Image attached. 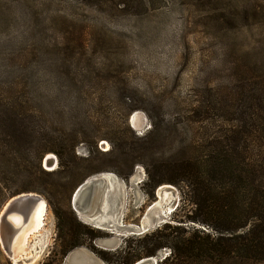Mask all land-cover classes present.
<instances>
[{"label": "rangeland", "instance_id": "obj_1", "mask_svg": "<svg viewBox=\"0 0 264 264\" xmlns=\"http://www.w3.org/2000/svg\"><path fill=\"white\" fill-rule=\"evenodd\" d=\"M0 10L8 27L1 19L0 44L4 29L8 47L3 84L9 90L25 76L42 139L69 149L44 157L56 158L55 167L42 165L58 175L43 177L45 240L33 251L30 233L17 254L32 259L25 264H44L59 251L54 205L72 207L75 190L101 173L116 176L105 206L121 195L120 224L147 222L150 231L163 225L189 196L181 183L155 188L149 161L205 158L208 143L224 139L232 125L252 126L264 105V0H0ZM133 115L143 128L133 126ZM2 124L9 130L8 119ZM117 136L132 143L130 157L114 150ZM17 148L16 155H26ZM24 180L17 175L10 183ZM166 186L174 195L162 202ZM130 236L118 237V248ZM0 255L12 264L1 243Z\"/></svg>", "mask_w": 264, "mask_h": 264}, {"label": "trees", "instance_id": "obj_2", "mask_svg": "<svg viewBox=\"0 0 264 264\" xmlns=\"http://www.w3.org/2000/svg\"><path fill=\"white\" fill-rule=\"evenodd\" d=\"M1 19L8 29L3 15ZM5 35L7 32L3 29L0 44L3 51L0 55V211L12 197L41 194L43 177L58 175L57 171L44 169V157L50 152L58 156L69 152L62 144L49 146L42 139L43 127L35 122L29 110L31 93L26 89V77L18 76L7 87L9 90L5 88L1 79L8 65V59L4 58L8 51ZM11 52L21 69L19 59ZM257 111V120L252 126L246 122L232 125L226 129L224 139L208 143L209 153L205 158L189 156L160 163L150 160L152 171L149 175L153 186L181 183L189 199L183 201L166 223L145 234L125 238L116 250L96 245L97 240L107 239L111 234L83 224L71 206L55 204L59 251L44 264H62L63 258L81 247L88 248L105 264H134L149 257L157 258L158 264H264V105L261 101ZM7 119L11 126L4 130L2 123ZM245 119L241 117L242 122ZM116 140L114 150L130 157L132 143L120 136ZM16 145L20 146L16 152L26 155H16L13 152ZM136 163L133 161L130 168ZM17 175L25 179L24 186L12 187L13 182H10ZM0 264H3L1 255Z\"/></svg>", "mask_w": 264, "mask_h": 264}, {"label": "water", "instance_id": "obj_3", "mask_svg": "<svg viewBox=\"0 0 264 264\" xmlns=\"http://www.w3.org/2000/svg\"><path fill=\"white\" fill-rule=\"evenodd\" d=\"M56 163V158L51 156H47L43 161L45 168H53ZM115 178L116 176L113 174L107 176V174L101 173L87 179L75 190L71 201L74 212L82 222L92 224L94 228L109 231L111 235H114L112 239L102 241V248L105 250L117 249L118 237H124V233L126 232L130 233V235H142L150 231L147 222H144L139 227H127L119 223L116 217L120 214L121 210V196L119 198L113 197L111 213L115 218L109 219L108 216H105L106 195L112 192V186H115ZM40 199L42 197L36 193L21 194L10 199L0 213V243L12 264L30 263L31 259L19 260L14 263L11 252V239L14 229L11 227L8 218L12 214H20L23 224L26 223L32 207ZM68 255L66 256L68 260L67 264H99L101 262L93 253L87 255L79 248L73 250V252L71 251ZM134 264H158V259L155 257L143 258Z\"/></svg>", "mask_w": 264, "mask_h": 264}, {"label": "bare ground", "instance_id": "obj_4", "mask_svg": "<svg viewBox=\"0 0 264 264\" xmlns=\"http://www.w3.org/2000/svg\"><path fill=\"white\" fill-rule=\"evenodd\" d=\"M131 122L135 128L137 129L143 128V125H144L143 121L139 119L137 115H133ZM110 175L111 174H107V176H110ZM172 190L173 188L170 186H166L165 188H162L161 192L159 193V195L161 196L160 198L162 199V202L164 200L170 199L174 195V192ZM112 207L113 206L108 207V203H107L106 210H105V216H108L109 219L115 218V216H112V213H111ZM47 209L48 208H47V204L45 200L43 198L38 200L30 211L29 219L26 221L27 223L26 226H25V223L23 224L22 216L20 214H12L8 218V220L10 221L11 227L14 229L12 239H11V252L14 258V263L21 260L19 258V255L17 254H19L23 250V247L26 246V242L28 240V236L30 235V233L36 234L34 237V241H33L35 244L32 245L33 251H36V249H38V247H40L43 244V241L45 240L43 238L44 234L43 232H40V231L41 230L45 231L44 230V227H45L44 219H45ZM28 231H29V234H26V236H24L25 232H28Z\"/></svg>", "mask_w": 264, "mask_h": 264}]
</instances>
